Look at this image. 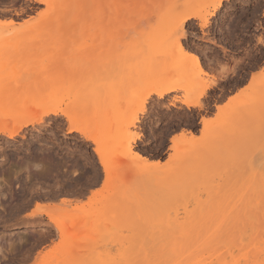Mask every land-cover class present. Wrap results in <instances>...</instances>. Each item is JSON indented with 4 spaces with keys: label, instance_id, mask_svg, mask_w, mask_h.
Masks as SVG:
<instances>
[{
    "label": "rangeland",
    "instance_id": "obj_1",
    "mask_svg": "<svg viewBox=\"0 0 264 264\" xmlns=\"http://www.w3.org/2000/svg\"><path fill=\"white\" fill-rule=\"evenodd\" d=\"M107 1L104 14L93 21L88 15L78 23L69 20L81 6L72 4L63 15L62 2L50 0L54 6L45 16L0 29V78L7 79L0 81V129L33 120L37 112L48 109L61 114L41 120L47 123L22 127L12 138L0 134V259H10L11 264H115L114 252L120 248L118 260L125 264L138 256L124 249L141 238L143 250L153 249L155 264H171L165 248L175 242L221 248L250 233L241 250H232L235 256L220 250L219 261L245 264L248 258L250 264L260 256L264 264V218H253L262 213L259 207L264 209V84L257 81L249 88L242 70L234 71L214 82L195 115H185L180 99L197 96L208 83L194 62L177 50L180 42L186 52L200 57L202 69L211 67L218 52L214 41L231 42L229 23L250 13L255 17L264 5L261 0H224L228 6L220 13L219 26L213 27L210 39L201 40L197 18L207 16L215 0ZM35 4L36 0H0V20L21 23ZM187 13L197 18L184 23L188 27L177 40V25ZM160 85L179 89L163 99L152 95L143 103ZM236 93L240 96L229 103ZM218 112L220 119L213 121ZM69 117L100 145L106 143L102 148L109 153L122 154L110 164L108 177L92 142L84 141L90 144V156L57 142L62 132L55 121L67 123ZM133 117L137 122L132 126ZM202 118L211 120L207 149L176 181L150 182L146 173H139L140 166L131 164L124 150L133 139L130 127L138 138L131 152L166 162L174 154L172 136L186 131L201 137ZM187 150L188 145L181 144L177 153ZM37 158H46L52 166L42 189L33 193L26 184L14 189ZM35 197L41 198L36 212L43 215L32 217ZM141 200L146 203L143 216L152 215L151 226L126 207ZM75 206L82 211L73 220L60 219L64 235H59L44 212L57 215L56 209ZM251 216L254 220L248 219ZM140 226L153 229L152 240L143 232L135 234ZM253 247L260 248L258 253Z\"/></svg>",
    "mask_w": 264,
    "mask_h": 264
},
{
    "label": "bare ground",
    "instance_id": "obj_2",
    "mask_svg": "<svg viewBox=\"0 0 264 264\" xmlns=\"http://www.w3.org/2000/svg\"><path fill=\"white\" fill-rule=\"evenodd\" d=\"M59 1L62 2V13H63V15H65L69 11V8L72 4H78L79 6H81V9L78 10L73 16H71L72 19H69V20H72V21L77 22V23L84 19V15H88V18H90L92 21L95 18L102 16L104 14L105 10L107 9L108 5H109L107 0H59ZM221 2H222V0H215V2L213 4V5H215V7H212L211 12L217 11L219 4ZM195 18H197L196 15H194L192 13H187L180 19L179 25L182 26L186 21H188L190 19H195ZM27 23H24V24L27 25ZM21 25H22V22L21 23L14 22L12 24H3L2 26H0V29L1 28L13 29L15 26H21ZM0 34H1V32H0ZM179 43L177 44V50L179 51V54L182 57H184L185 59L188 58L191 61H193L195 64V67L198 69L199 73H202V68L200 65L201 63H200V59H199L200 57L196 56L195 54H191V53L186 52L183 49V47L180 45L181 43L180 44ZM1 67H2V62L0 63V68ZM6 80L7 79H5V78H0V81H2V82L6 81ZM213 86L214 85L209 86V84L204 85L201 88L198 95L203 93L204 94L203 97H204L206 95L207 91L209 89L211 90V88ZM177 89H179V86L160 85L157 87H153V89L150 90V92L145 95V97L143 99V103H145L152 95H154L157 99H163L166 95L174 93L175 91H177ZM239 96L240 95H237V93H236V95H234L230 98L231 102L235 101V99L238 98ZM184 99H182V100L180 99V102H182ZM172 105L173 104H171V106ZM144 110H145V108L142 107V109L140 110V113H143ZM217 110L221 111L222 107L217 106ZM57 113H60V111L57 109H48V110L37 112L35 114V117L33 120L25 121V122H23L17 126L15 125V127L12 126L13 128L12 127L9 128L8 126L2 127L0 129V134H5V136H7L8 138H12L13 136H15L18 133V131L22 127L33 125L35 123L40 122L44 117L50 116V115H56ZM205 120H208L207 130H205L204 125H203V121H205ZM135 122H137V117H136L135 121L133 120L131 122V125L133 126L135 124ZM200 123H201V129H200L201 137L196 136V135L192 134L191 132L186 133V131H185V133L183 131L182 133H180L178 135L172 136V138L170 140V144H171L170 149L174 151V154L169 155L170 156L169 160L166 162H160L158 160L148 159V157L142 156V155L138 154V152H131L132 144L136 140H138V138H133V139H132V137L130 138L131 146H129L130 140L127 143L125 142L126 144H124V145H127V146H125L124 150H126V154L128 153V156H129L128 159L130 161H132L131 164L136 163L138 166H140L139 168L141 170L139 169V173L144 172L148 175V181L155 182L156 184H159L162 182H167L168 184H170V183L176 181L178 178H180L181 175L183 174V172L186 171L188 166L192 162L199 160L201 155L203 154V152L207 149V139H208L209 132H210L211 120H209V118L208 119L202 118ZM91 142L96 146L94 151L98 156L99 164L103 168L106 176L108 177V175H109L108 169L110 168L109 167L110 164L113 163L114 160H117L118 158L120 159L121 158L120 155H122V154L119 155V153H117V152L114 153V151H112L110 148H109V151H112V153H109L108 150H105L104 148H102L105 146L106 143L104 145H103V143L100 145L95 139H91ZM181 144L188 145V150L184 153H177V148L179 146H181ZM105 148H106V146H105ZM184 148H187V147H184ZM105 167H107V171H105ZM106 180L107 179L105 178V181ZM251 203H252V200L250 199L249 204H251ZM258 203L262 205L261 202L258 201ZM258 203H257V205H258ZM145 205H146L145 201L141 200V201H137L136 203L129 202L126 207L130 213H134V215L138 217V220H140L141 222L144 221V223H143L144 225H150L151 226L152 215L150 214V212L148 214H146L145 216H143V214H142L143 210L145 208ZM36 210L38 211V209H36ZM258 210H260V211L263 210V211L260 215H258L256 217L254 215L253 218L254 219H260V218L263 219L264 218V209L262 207H259ZM56 211L58 213L57 215H53L52 213L47 211V209L44 213H45V216L48 218V221L50 219L54 218L59 222L60 228L58 231L56 230V232L59 235L63 236L64 235L63 234V225L61 222L62 217H64L66 219V221L64 220L65 222H67V218H68V220H70V219L73 220V218L76 217L75 216L76 213L77 212L80 213V211H82V210L80 207L75 206L71 210L61 209V211H58V209H56ZM39 214L43 215L41 213L36 212V216H38ZM104 214H108L107 209L104 210ZM36 216H32V217H36ZM246 216L248 217V215H246ZM251 218H252V216L249 217L248 219H251ZM253 218H252V220H254ZM143 229L144 228H142L141 226L139 228H136L135 234L140 235V236L143 234L147 238L149 237L152 240V238L155 234L153 229H150V230H143ZM243 231L245 232V230H243ZM251 231L253 232V230H251ZM246 232H250V231L247 229ZM250 235L251 234L249 233V237H250ZM262 236H264V235H262ZM241 237H242V235H241ZM249 237L244 236V238L246 240H248ZM262 238L264 239V237H262ZM243 239H242V241H240L239 238L236 240H231L228 243H226V245L224 243L223 246H220L221 248H219L216 245H211L209 243H205L203 246L192 247V246L181 245V244L175 242L174 245L171 247H167V245H166L167 248H165V250H167V251H165V253H166L167 257H169L168 262H170L171 264H221L219 261L220 256L218 255L220 250L224 249V250H226L227 253H229L230 255L231 254L233 255V253L237 251L235 248L241 250V242H244ZM262 241L260 244L264 245V242H262ZM247 242L248 241H246V243ZM257 242H258V240H257ZM253 243H255V242H253ZM260 244H258V245L260 246ZM246 245H245V247H246ZM247 246L249 247L250 245H247ZM143 248H144L143 239L140 238V239L133 240L129 249H127V248L124 249V253L127 252L128 250H130V253L137 255L138 258L135 259V261H133V262H129V263H125V264H155L153 261V249H149L146 251V250H143ZM233 249H235L234 252H232ZM254 249H256V248H254ZM258 249H260V248H258ZM258 249H256V251ZM205 253L208 255L207 257L205 256ZM257 253H258V251H257ZM122 254H123V251L120 248L115 250L114 256L117 258L115 264H122L118 260L119 259L118 257L119 256L122 257ZM260 254H262V253H260ZM220 255H221V253H220ZM233 256H235V254ZM259 257L260 256L254 257V259L251 260L250 264H263V261L259 262V260L257 259ZM161 258H164V256H162ZM26 259L27 258H25V260ZM232 259H233V257H232ZM244 260L246 261L245 264H249L250 260H248V258H245ZM222 261H223V259H222ZM239 262H241V261H239Z\"/></svg>",
    "mask_w": 264,
    "mask_h": 264
},
{
    "label": "snow or ice",
    "instance_id": "obj_3",
    "mask_svg": "<svg viewBox=\"0 0 264 264\" xmlns=\"http://www.w3.org/2000/svg\"><path fill=\"white\" fill-rule=\"evenodd\" d=\"M261 4L264 5V0H261ZM54 5L50 3V0H36V4L32 12L28 16L23 17L21 22H29V17L32 20L39 19L47 14L48 10ZM227 3L222 2L219 4L218 10L215 12H209L207 16L197 18L199 28L197 34L201 40L211 38V32L214 26H219L218 21L220 13L227 7ZM215 7V5H213ZM15 21L2 19L0 20V26L3 24H12ZM196 23L197 21H190ZM239 23V27H236ZM188 27V24H184L183 28L177 25L175 33V39L180 40L181 33ZM229 34L231 35V42L226 43L223 40L214 41L218 49L217 56L211 67L205 66L202 69V76L207 80L209 86H212L214 82L223 80L226 75L236 71L242 70V73L246 76V83L248 87H252L257 81L264 84V9L256 14L255 17L249 14L246 19L241 21L233 20L228 25ZM243 89L242 91H246ZM203 93L198 96L185 97L181 102L183 108L182 113L187 115H195V110L200 108L203 103ZM239 95V93L237 94ZM234 99V98H233ZM231 103V99L229 100ZM261 103L264 104V91L261 93ZM180 107V104L176 105ZM221 107H225L222 105ZM60 116V113L56 114ZM213 121L220 119V113L212 117ZM136 120V117H133ZM230 121V117H225V124ZM41 123H47L41 121ZM56 124H60L62 135L57 137V142L61 145L67 143L72 145L73 149H79L81 153L91 155L90 144H85L84 141L91 142V136L80 126L73 123L71 118H68V122L64 123L63 120L55 121ZM205 130H207L208 120L203 121ZM130 132H133V138H135L134 129L130 127ZM179 132V129H177ZM131 146V141H129ZM52 170V166L48 163L46 158H37L30 161L27 167V175H21L13 184V188L24 187L25 184L32 190L33 193L40 191L42 185L45 183L47 176L46 173ZM107 171V167H105ZM87 195V193H85ZM40 197L34 198V207L29 210V215L36 216V209L40 207ZM52 229L59 230L60 224L56 219H50L47 221ZM56 234L53 233L52 243L55 244ZM0 264H11V260L0 259Z\"/></svg>",
    "mask_w": 264,
    "mask_h": 264
}]
</instances>
